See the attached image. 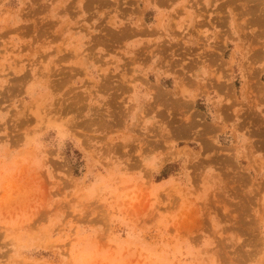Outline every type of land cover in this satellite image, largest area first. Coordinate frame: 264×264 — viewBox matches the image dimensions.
Here are the masks:
<instances>
[{
	"label": "rangeland",
	"instance_id": "374dc122",
	"mask_svg": "<svg viewBox=\"0 0 264 264\" xmlns=\"http://www.w3.org/2000/svg\"><path fill=\"white\" fill-rule=\"evenodd\" d=\"M147 2L0 0V264H264V0Z\"/></svg>",
	"mask_w": 264,
	"mask_h": 264
},
{
	"label": "crops",
	"instance_id": "0c3cea01",
	"mask_svg": "<svg viewBox=\"0 0 264 264\" xmlns=\"http://www.w3.org/2000/svg\"><path fill=\"white\" fill-rule=\"evenodd\" d=\"M141 1V0H140ZM146 9L143 10V15L146 12H152V20L154 25L163 31L168 32L169 30L172 29V20L173 18L175 19V25L174 28L175 30L186 33V31L196 28L200 24H204L203 27L204 30H207L210 34L212 33V30L208 29V26L205 23H203V18L200 15L203 11H206L209 9V5H211V9L213 8V2L212 0H201V2H198V0H172L171 2L169 0H148L147 2ZM66 3H64L65 6ZM63 6V7H64ZM144 6V5H143ZM201 8V11H200ZM141 17V21L143 24L146 23V20L144 22V17ZM82 16L77 15L76 17H68L70 19V26L73 27H80L81 21H82ZM80 20V21H79ZM128 23L132 22V26L135 25L134 20H131L130 22V17L127 19ZM125 22V21H123ZM137 30V29H136ZM192 39H195V36L192 37ZM131 44L135 45L134 47H139L144 44L145 41L140 40V39H134L133 41H130ZM146 43V42H145ZM130 44V45H131ZM137 45V46H136ZM133 48V49H135ZM132 49V50H133ZM131 50V49H130ZM155 60H159L157 55L152 56L149 58L150 62H153ZM185 78L183 77H177L174 78L171 74L165 73L164 71H158L157 73L154 72L155 76L157 77V82L160 83L162 82H170L171 88L170 91H173V96L180 98L179 92L175 91V87L179 85H184L185 87H191L193 89H190L189 91V99L196 103L197 100H200L202 104L206 105L205 107H209L207 102L214 101V91H209L203 92L199 94L198 96L195 95L196 89H199L202 87V84L207 82V77L209 76V72L203 65L197 66L192 72H182ZM151 72H145L144 70H138L134 69L133 70V76H139L143 78H147ZM153 84V82H152ZM160 85V84H159ZM141 86H144L147 88L145 84L135 85L133 87L134 93L138 92L137 89L141 90ZM175 91V93H174ZM145 93V90H144ZM146 98H148V95L146 93ZM147 101V100H146ZM214 103V102H213ZM221 105V103H220ZM220 105L218 107H220ZM196 139L191 138L188 141H195ZM188 147H191V149L198 150V147H192L188 144Z\"/></svg>",
	"mask_w": 264,
	"mask_h": 264
}]
</instances>
